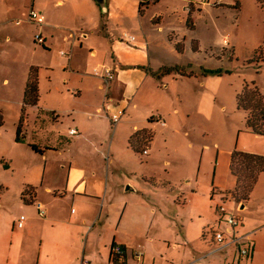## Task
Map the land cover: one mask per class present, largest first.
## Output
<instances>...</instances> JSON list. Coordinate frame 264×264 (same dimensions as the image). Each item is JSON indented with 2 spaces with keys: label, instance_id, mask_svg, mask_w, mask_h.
<instances>
[{
  "label": "rangeland",
  "instance_id": "rangeland-1",
  "mask_svg": "<svg viewBox=\"0 0 264 264\" xmlns=\"http://www.w3.org/2000/svg\"><path fill=\"white\" fill-rule=\"evenodd\" d=\"M135 1L136 26L154 55L152 63L181 66L183 75L149 74L145 83L143 77L131 103L121 102L122 109L137 108L134 115H123L117 126L87 125L90 135L82 137L67 134L74 123L65 111H85L93 103L73 97L86 68L84 63L76 66L80 72L68 67L72 36L78 37L77 48L80 42L98 44L108 17L102 18L94 0H0V264H46L41 242L51 226L70 228L67 218L52 224V218H40L36 206L41 196L64 212L71 169H101L108 175L105 210L112 217L103 224L102 248L114 234L131 233L118 220L126 203L137 201L147 217L134 235V251L146 255L140 262L250 264L256 243L254 264H264V173L248 198L237 202L228 195L237 183L232 152L264 156V134L246 126L247 114L236 103L246 85L255 84L264 95V0H152L140 16V0ZM31 10L44 16L43 25L30 21ZM86 56L92 58L88 49ZM32 67L38 68L39 81L33 107L23 105ZM143 129L153 133L147 155L130 144ZM32 189L34 202L26 203ZM21 215L24 230L16 228ZM231 215L235 227L227 223ZM212 230H217L214 237ZM219 231L229 242L215 240ZM88 232L82 231V239ZM79 242L83 245L81 237ZM221 247L228 248L226 254H215ZM242 249L249 255L236 261Z\"/></svg>",
  "mask_w": 264,
  "mask_h": 264
},
{
  "label": "crops",
  "instance_id": "crops-1",
  "mask_svg": "<svg viewBox=\"0 0 264 264\" xmlns=\"http://www.w3.org/2000/svg\"><path fill=\"white\" fill-rule=\"evenodd\" d=\"M106 2L109 7V14L108 12L106 13V17H108L109 20L107 27L110 29H107L106 27L104 37H102L103 40H100L98 44L95 41L94 43L91 41L86 45L80 42L78 46L79 48H77L76 41L78 40V37L74 34L72 36L73 40L70 55L68 56V67L71 70L80 72L77 71L79 69H77L76 66L84 63L86 68L85 73H82L83 75L80 74L81 80H79V84L74 85V90L72 92L74 95L73 97L77 100L82 98L85 100L86 98H89L93 103L89 108H84L83 110L85 111H65L67 115H72L71 119L72 123H74L73 127H69L68 129L67 134L69 136L81 134L83 137L90 135L86 129L87 125L95 122H100L102 124L105 123L107 125L108 121L111 124L109 117L118 114L119 112L123 113L122 116L127 115L128 113L134 115L137 108H132V104H130L122 109L121 102L126 100L129 103L131 101L129 100L130 96L138 91L143 77L145 78V83L149 74L155 76V73L161 67H164V65H154L152 63L154 55L149 50L146 40L143 41L141 38V30L136 26V1L106 0ZM148 4L146 5L148 6ZM141 9L139 1L138 16L141 14ZM116 12L117 15L119 14L117 17ZM117 21H119V23L115 24ZM124 28H127L129 31L137 35V37L128 34L124 31ZM124 33L133 37L134 41L128 43L126 40L121 39ZM85 36H87V34ZM87 49L92 54L91 59L86 56ZM100 51L103 52V56L101 57H99ZM130 58H135L136 62L131 61ZM92 60H94V63ZM95 68H98L99 70H101V68L110 69L112 71L111 80L105 84L99 78H96L93 75V70ZM90 70H92L91 74H88ZM129 110L132 111L130 112ZM153 121L154 118L150 119V122ZM70 130H74L76 132L75 135H70ZM80 140L81 136L78 137L77 141L79 142ZM143 155H147V151L146 154ZM72 171L73 169H71L69 174L64 192L66 197H70V200L67 202L68 207L67 205L65 206L64 212L58 211L54 207V202H50L47 198L40 196L41 209H45V211L43 210L45 213L44 217L40 218H52V220L48 222L50 224H52L54 220H64L63 218H67V223H65V225L67 228H70L69 230H59V225L51 226L49 234H47L45 240L41 242L44 243V245H42L44 247L43 252L45 263L80 264L81 258L83 257L88 260L90 264H96V262H99V264H110L112 248L117 245L123 249V262L129 264L130 258L135 260L134 255L137 253L134 251L136 246H138V244H134L135 232L138 233L142 228V225H146V215L142 212V209H140L139 206H135L137 201L132 203L130 207L128 206V203H126L118 220V226L123 224L131 233L127 234L124 232L121 237H117L116 234H114L110 241L104 245V248H102L100 239H103V224L108 218L112 217L110 210H105V201L108 199L109 192L108 175H105L101 169H92L90 171L82 169L80 172L75 170L73 173ZM129 190L130 188L127 191ZM79 196L83 197L80 198ZM72 205L79 206L70 208ZM87 208H91L92 211L87 212ZM72 210H74L73 213H71ZM104 212L106 213L104 214ZM24 228L23 225V228L19 230H24ZM86 230L89 232L85 234L83 237L84 239H82V231L84 232ZM96 230H98L99 235L94 234ZM216 231L217 230H212V237H214ZM225 231L227 233L231 232L229 229ZM234 233L235 232H233L232 237L233 239H236ZM80 237L83 245H80ZM224 239L227 242L230 240L228 237H224ZM227 247H221L214 253L226 254ZM253 247L252 257H249L251 261L250 264H254L255 262L257 250L256 243ZM42 249L43 248H41L40 251H42ZM145 257V254L142 255V259ZM91 259L93 261H91ZM241 259V257H238L236 261H240ZM140 263L146 264L145 259ZM153 263L155 264L154 259Z\"/></svg>",
  "mask_w": 264,
  "mask_h": 264
},
{
  "label": "trees",
  "instance_id": "trees-1",
  "mask_svg": "<svg viewBox=\"0 0 264 264\" xmlns=\"http://www.w3.org/2000/svg\"><path fill=\"white\" fill-rule=\"evenodd\" d=\"M147 7L146 4L140 2V8ZM102 18L106 14H101ZM191 21L188 19L187 24ZM192 26V25H191ZM178 53H182V44L176 43L175 46ZM193 52H198V43L193 41ZM177 73L183 75L181 66H164L161 67L155 76L162 77L167 74ZM39 101V81L38 68L32 67L29 71L23 93L24 106H36ZM236 103L238 109L246 112V126L258 135L264 134V95L260 92L255 84L246 85L242 92L237 95ZM153 133L150 129H143L135 132L130 138V144L134 151L143 154L146 146L151 142ZM231 172L237 177L236 189L233 193L228 194L230 199L240 202L248 198L254 189L258 177L264 173V156L245 153L241 151H233L230 159ZM29 200L26 203H33L35 191L30 190ZM122 255L115 254L113 251L110 256V264H125Z\"/></svg>",
  "mask_w": 264,
  "mask_h": 264
},
{
  "label": "built area",
  "instance_id": "built-area-1",
  "mask_svg": "<svg viewBox=\"0 0 264 264\" xmlns=\"http://www.w3.org/2000/svg\"><path fill=\"white\" fill-rule=\"evenodd\" d=\"M152 0H140L141 3L143 4H148L150 3ZM29 19L30 21H34L37 25H43L44 24V16L41 15V14H38L36 12H34L33 10L30 11V14H29ZM121 39H124L126 40L128 43L129 42H133L134 39L133 37H130L128 36L126 33H124L121 37ZM93 75L96 77V78H99L103 83L107 84L111 78H112V71L110 69H107V68H101V70H99L98 68H95L93 70ZM122 112H119L118 114H115V115H112L109 117V120L111 122L112 125H117L120 121V118L122 117ZM75 131L74 130H70L69 131V134L70 135H75ZM143 154H146V151L143 152ZM37 210H38V214L40 217H44V211L41 209V206L40 204H38L37 206ZM221 213L224 214L225 210L223 208H220L219 209ZM74 210L71 211V213H73ZM24 221H25V218L24 216H19L17 222H16V227L18 229H21L23 228V225H24ZM227 223L229 225H231L232 227H235L238 225V221L234 218L233 215L229 216L227 218ZM215 240L219 243H223L225 241L224 239V236L222 233L220 232H217L215 234ZM112 251L115 253V254H118V255H122L123 253V249L120 247V246H114L112 248ZM249 255V251L247 249H242L240 252H239V257H248ZM142 255H139V254H135L134 255V259L138 262H140V259H141ZM80 264H90L88 260L84 259L83 257L81 258V262Z\"/></svg>",
  "mask_w": 264,
  "mask_h": 264
},
{
  "label": "water",
  "instance_id": "water-1",
  "mask_svg": "<svg viewBox=\"0 0 264 264\" xmlns=\"http://www.w3.org/2000/svg\"><path fill=\"white\" fill-rule=\"evenodd\" d=\"M94 1L99 6L101 14H106L108 12L106 0H94ZM128 189H129V187L126 189V191ZM244 207H245L244 204H242L241 209H243Z\"/></svg>",
  "mask_w": 264,
  "mask_h": 264
}]
</instances>
